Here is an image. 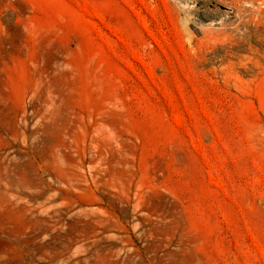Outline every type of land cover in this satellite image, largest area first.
Segmentation results:
<instances>
[{
    "label": "rangeland",
    "instance_id": "obj_1",
    "mask_svg": "<svg viewBox=\"0 0 264 264\" xmlns=\"http://www.w3.org/2000/svg\"><path fill=\"white\" fill-rule=\"evenodd\" d=\"M0 264H264V0H0Z\"/></svg>",
    "mask_w": 264,
    "mask_h": 264
},
{
    "label": "bare ground",
    "instance_id": "obj_2",
    "mask_svg": "<svg viewBox=\"0 0 264 264\" xmlns=\"http://www.w3.org/2000/svg\"><path fill=\"white\" fill-rule=\"evenodd\" d=\"M188 16H186V17H184V25H185V27H187L188 28V26L190 25V24H192V22H193V15L192 16H189L190 14H187Z\"/></svg>",
    "mask_w": 264,
    "mask_h": 264
}]
</instances>
